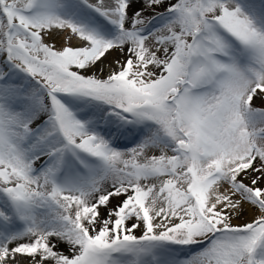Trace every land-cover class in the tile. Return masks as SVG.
Masks as SVG:
<instances>
[{
	"label": "snow or ice",
	"instance_id": "6c2138e0",
	"mask_svg": "<svg viewBox=\"0 0 264 264\" xmlns=\"http://www.w3.org/2000/svg\"><path fill=\"white\" fill-rule=\"evenodd\" d=\"M0 264H264V0H0Z\"/></svg>",
	"mask_w": 264,
	"mask_h": 264
},
{
	"label": "rangeland",
	"instance_id": "374dc122",
	"mask_svg": "<svg viewBox=\"0 0 264 264\" xmlns=\"http://www.w3.org/2000/svg\"><path fill=\"white\" fill-rule=\"evenodd\" d=\"M247 219L248 217H243L238 221V223H244Z\"/></svg>",
	"mask_w": 264,
	"mask_h": 264
},
{
	"label": "bare ground",
	"instance_id": "6f19581e",
	"mask_svg": "<svg viewBox=\"0 0 264 264\" xmlns=\"http://www.w3.org/2000/svg\"><path fill=\"white\" fill-rule=\"evenodd\" d=\"M238 222V221H237Z\"/></svg>",
	"mask_w": 264,
	"mask_h": 264
}]
</instances>
